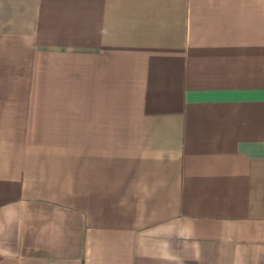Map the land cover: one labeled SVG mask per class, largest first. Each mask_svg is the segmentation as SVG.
Masks as SVG:
<instances>
[{"label":"crops","instance_id":"0c3cea01","mask_svg":"<svg viewBox=\"0 0 264 264\" xmlns=\"http://www.w3.org/2000/svg\"><path fill=\"white\" fill-rule=\"evenodd\" d=\"M0 264H264V0H0Z\"/></svg>","mask_w":264,"mask_h":264}]
</instances>
